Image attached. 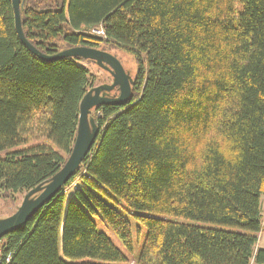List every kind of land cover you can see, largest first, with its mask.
<instances>
[{
    "label": "trees",
    "instance_id": "16d2710c",
    "mask_svg": "<svg viewBox=\"0 0 264 264\" xmlns=\"http://www.w3.org/2000/svg\"><path fill=\"white\" fill-rule=\"evenodd\" d=\"M20 18L41 53L105 45L132 54L139 73L125 107L94 110L100 133L74 176L0 240L9 264H126L95 219L129 253L131 226L99 187L141 213L135 264H264V0H21ZM81 61L93 63L33 56L0 0L1 198L68 159L92 88Z\"/></svg>",
    "mask_w": 264,
    "mask_h": 264
},
{
    "label": "water",
    "instance_id": "95a60500",
    "mask_svg": "<svg viewBox=\"0 0 264 264\" xmlns=\"http://www.w3.org/2000/svg\"><path fill=\"white\" fill-rule=\"evenodd\" d=\"M11 1L17 37L33 56L42 62L50 64L65 58H81L85 61H91L111 75L112 83L90 88L82 98L79 106L77 133L68 159L63 167L49 180L25 194L21 205L14 214L0 219V240L26 225L45 204L62 190L79 169L96 143L100 133V127L91 117L93 108L99 106L125 107L130 100L132 88L135 85V82L129 77L121 63L106 51L86 47L68 48L53 55L38 51L24 37L20 18L21 0ZM115 88H118V96H104V93H109Z\"/></svg>",
    "mask_w": 264,
    "mask_h": 264
},
{
    "label": "rangeland",
    "instance_id": "374dc122",
    "mask_svg": "<svg viewBox=\"0 0 264 264\" xmlns=\"http://www.w3.org/2000/svg\"><path fill=\"white\" fill-rule=\"evenodd\" d=\"M104 50H106L107 53L113 55L122 65L124 70L127 72L130 78L135 79V77L139 73V64L135 60L134 56L132 54H129L125 51H122L120 49L112 48L109 46H102ZM101 48V49H102ZM80 66L85 67L88 69L89 74L93 76L92 79V88L97 87L100 85H109L112 83V77L109 73L102 70L101 68L97 67L93 63L88 62H78ZM93 114V113H92ZM7 151L0 152V159L4 158ZM80 182L75 181L72 185L68 186L66 188L67 193L72 196L74 191L79 187ZM99 195L102 196V199L108 203L109 205L115 207L129 222L131 226V233H132V239H133V251L129 253L119 242V240L116 238L112 230L100 219H95V224L97 227V230L99 232H102L105 234L111 242L126 256L127 263L126 264H135V260L137 259L140 249L142 247V244L144 242V238L146 236V229L136 223L133 216L136 213L132 212L129 209H127L125 206H123L116 198H114L111 194L107 193L102 187H99ZM27 192H18L14 194H9V198H1L0 197V219H4L6 217L11 216L16 212L18 207L21 205V202L23 200V197L25 196ZM261 211L263 215V221H262V230L261 233L258 236V246L264 250V198L261 201ZM180 222L188 223V224H195L200 227H216L210 224L206 223H193L188 222L184 220H180ZM218 229H224V230H232L230 228L225 227H217ZM235 231V230H232Z\"/></svg>",
    "mask_w": 264,
    "mask_h": 264
},
{
    "label": "built area",
    "instance_id": "2783aa9c",
    "mask_svg": "<svg viewBox=\"0 0 264 264\" xmlns=\"http://www.w3.org/2000/svg\"><path fill=\"white\" fill-rule=\"evenodd\" d=\"M90 33L94 36L106 39L104 29L102 27L93 28ZM5 262L6 264L10 263V257H8V253L5 255L3 254V250L0 248V264Z\"/></svg>",
    "mask_w": 264,
    "mask_h": 264
},
{
    "label": "flooded vegetation",
    "instance_id": "af4514ba",
    "mask_svg": "<svg viewBox=\"0 0 264 264\" xmlns=\"http://www.w3.org/2000/svg\"><path fill=\"white\" fill-rule=\"evenodd\" d=\"M131 79H132V78H131ZM132 80L135 82L134 79H132ZM118 95H119L118 88L113 89V90L110 91L109 93H104V96H107V97H116V96H118ZM99 107L102 108L103 106H99ZM99 107H97V108H93L92 113L94 112L95 109H98Z\"/></svg>",
    "mask_w": 264,
    "mask_h": 264
}]
</instances>
